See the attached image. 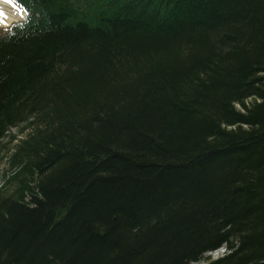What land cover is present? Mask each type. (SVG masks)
<instances>
[{
    "label": "trees",
    "instance_id": "trees-1",
    "mask_svg": "<svg viewBox=\"0 0 264 264\" xmlns=\"http://www.w3.org/2000/svg\"><path fill=\"white\" fill-rule=\"evenodd\" d=\"M20 1L0 264H264V0Z\"/></svg>",
    "mask_w": 264,
    "mask_h": 264
},
{
    "label": "rangeland",
    "instance_id": "rangeland-1",
    "mask_svg": "<svg viewBox=\"0 0 264 264\" xmlns=\"http://www.w3.org/2000/svg\"><path fill=\"white\" fill-rule=\"evenodd\" d=\"M11 133H13V134L17 133L18 134V130H16V128H15V129H13L11 131ZM1 152H2L1 154L3 156L0 155V185H1V181H2L3 172H4L5 168H6V160H7L6 156H4V153H6L5 150H2ZM224 253H225V249L221 248V249L216 250L214 253H212V255H213V257H218V256H221Z\"/></svg>",
    "mask_w": 264,
    "mask_h": 264
},
{
    "label": "bare ground",
    "instance_id": "bare-ground-1",
    "mask_svg": "<svg viewBox=\"0 0 264 264\" xmlns=\"http://www.w3.org/2000/svg\"><path fill=\"white\" fill-rule=\"evenodd\" d=\"M13 15L7 11H4L0 5V26H7L13 19Z\"/></svg>",
    "mask_w": 264,
    "mask_h": 264
}]
</instances>
